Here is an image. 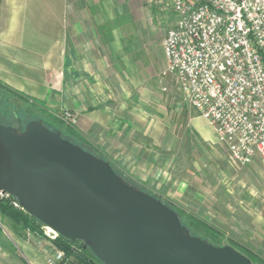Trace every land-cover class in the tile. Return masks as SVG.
<instances>
[{"label":"rangeland","instance_id":"rangeland-1","mask_svg":"<svg viewBox=\"0 0 264 264\" xmlns=\"http://www.w3.org/2000/svg\"><path fill=\"white\" fill-rule=\"evenodd\" d=\"M128 1L132 40L125 42L123 55L117 52V81L112 77L108 90L117 99L107 107L106 128L83 130L76 108L58 102L41 106L1 85L0 123L18 126L22 119H36L66 136L71 128L84 147L105 156L132 183L214 226L221 246L249 250L264 260V159L252 165L231 161L175 77L164 75L163 41L177 19L172 0ZM124 32L128 37L124 28L119 34ZM67 111L77 123L63 118ZM42 226L34 230L44 236Z\"/></svg>","mask_w":264,"mask_h":264},{"label":"water","instance_id":"water-1","mask_svg":"<svg viewBox=\"0 0 264 264\" xmlns=\"http://www.w3.org/2000/svg\"><path fill=\"white\" fill-rule=\"evenodd\" d=\"M0 190L103 264H252L231 246L192 235L162 200L36 119L23 132L0 123Z\"/></svg>","mask_w":264,"mask_h":264},{"label":"crops","instance_id":"crops-1","mask_svg":"<svg viewBox=\"0 0 264 264\" xmlns=\"http://www.w3.org/2000/svg\"><path fill=\"white\" fill-rule=\"evenodd\" d=\"M122 28L128 37L119 34ZM131 32L127 0H0V85L41 106L76 108L83 130L106 128L105 113L117 99L108 92L111 78L117 81V52L124 54ZM55 247L36 230L0 217V264H48Z\"/></svg>","mask_w":264,"mask_h":264},{"label":"built area","instance_id":"built-area-1","mask_svg":"<svg viewBox=\"0 0 264 264\" xmlns=\"http://www.w3.org/2000/svg\"><path fill=\"white\" fill-rule=\"evenodd\" d=\"M175 25L163 41L164 75L214 128L231 161L264 159V0H172ZM63 118L77 123L73 112ZM0 198L24 210L0 190ZM50 241L60 236L43 225ZM48 264H73L61 249Z\"/></svg>","mask_w":264,"mask_h":264},{"label":"trees","instance_id":"trees-1","mask_svg":"<svg viewBox=\"0 0 264 264\" xmlns=\"http://www.w3.org/2000/svg\"><path fill=\"white\" fill-rule=\"evenodd\" d=\"M23 121H19L18 126L11 125L15 127L18 131L23 132L25 130V127L27 123L32 120V119H22ZM45 126L51 129L46 123H43ZM10 125V124H8ZM67 131H69V134L66 136L63 134V136L72 142L82 146L86 150L92 152L96 156L103 158L105 160H108L105 156H103L101 153H98L96 150H89L83 145V139L82 136L79 135L78 133L74 132L71 128H69ZM110 162V161H109ZM111 163V162H110ZM113 168L116 170V172L124 178L128 183L131 185L145 191L143 188L138 187L134 183H132L127 177L123 176L119 171L114 167V165L111 163ZM146 192V191H145ZM153 195V194H152ZM156 198L162 200L160 197L157 195H153ZM167 206L175 210L183 224L189 229L190 233L195 236H199L203 238L204 240L213 243L215 245L221 246V241H220V232L211 224L207 223L206 221L191 215L184 211L183 209H180L176 207L175 205L168 203L164 200H162ZM0 217H9L12 220H15L17 223L23 225V227L26 228H32V229H40V227L43 225L40 221H38L36 218L32 217L29 215L26 211L19 210L15 208L10 200L0 198ZM55 244L57 245L58 248L62 249L66 256L71 258H74L73 264H103L96 256L95 254L91 251L89 248L84 247V243L82 241H72L69 240L63 236H59L58 239L55 241ZM248 258L250 259L252 264H264V260L261 259L257 254H255L252 251L245 250L244 253Z\"/></svg>","mask_w":264,"mask_h":264}]
</instances>
